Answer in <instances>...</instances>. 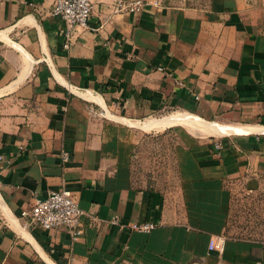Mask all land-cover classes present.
<instances>
[{
	"label": "crops",
	"instance_id": "obj_1",
	"mask_svg": "<svg viewBox=\"0 0 264 264\" xmlns=\"http://www.w3.org/2000/svg\"><path fill=\"white\" fill-rule=\"evenodd\" d=\"M89 1L66 50L54 0H0V264H264V241L225 236L228 184L264 178V0ZM163 114L205 125L162 130L176 135L168 192L130 171L137 124ZM62 190L83 213L75 243L21 217Z\"/></svg>",
	"mask_w": 264,
	"mask_h": 264
},
{
	"label": "rangeland",
	"instance_id": "obj_2",
	"mask_svg": "<svg viewBox=\"0 0 264 264\" xmlns=\"http://www.w3.org/2000/svg\"><path fill=\"white\" fill-rule=\"evenodd\" d=\"M175 141V133L140 132L130 167L134 186L164 192L176 186ZM227 191L225 236L234 240L264 241V178L248 176L229 183Z\"/></svg>",
	"mask_w": 264,
	"mask_h": 264
},
{
	"label": "built area",
	"instance_id": "obj_3",
	"mask_svg": "<svg viewBox=\"0 0 264 264\" xmlns=\"http://www.w3.org/2000/svg\"><path fill=\"white\" fill-rule=\"evenodd\" d=\"M145 0H117L114 5L115 13H138L144 6ZM52 16H58L66 23V30L62 33V47L69 49L73 38L79 31L87 30L88 23L92 14V4L89 0H54L51 9ZM163 71L162 68H157ZM214 148H221L219 143H214ZM67 158L63 155V161ZM82 211L70 191L62 190L49 192L45 199L34 196L31 207L21 214L27 226H33L42 230H63L72 243L77 242L83 235L81 226ZM112 225L120 229L131 232L150 233L155 229L152 223H130L121 224L117 220L111 222ZM224 241L218 242L210 240L209 250L222 252Z\"/></svg>",
	"mask_w": 264,
	"mask_h": 264
},
{
	"label": "bare ground",
	"instance_id": "obj_4",
	"mask_svg": "<svg viewBox=\"0 0 264 264\" xmlns=\"http://www.w3.org/2000/svg\"><path fill=\"white\" fill-rule=\"evenodd\" d=\"M174 124H186L192 128H197V130L204 131L205 125L201 121L195 119H185L184 117L176 114L171 115L158 120H146L142 123H138L137 126L144 131H162L164 128L174 125Z\"/></svg>",
	"mask_w": 264,
	"mask_h": 264
}]
</instances>
